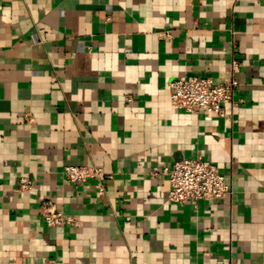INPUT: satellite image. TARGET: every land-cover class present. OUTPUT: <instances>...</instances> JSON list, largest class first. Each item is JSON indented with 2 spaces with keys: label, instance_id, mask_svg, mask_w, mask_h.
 <instances>
[{
  "label": "crops",
  "instance_id": "obj_1",
  "mask_svg": "<svg viewBox=\"0 0 264 264\" xmlns=\"http://www.w3.org/2000/svg\"><path fill=\"white\" fill-rule=\"evenodd\" d=\"M194 76L237 80L225 116L174 106ZM197 155L232 192L170 202ZM0 264H264V0H0Z\"/></svg>",
  "mask_w": 264,
  "mask_h": 264
},
{
  "label": "built area",
  "instance_id": "obj_2",
  "mask_svg": "<svg viewBox=\"0 0 264 264\" xmlns=\"http://www.w3.org/2000/svg\"><path fill=\"white\" fill-rule=\"evenodd\" d=\"M237 63L235 62V65ZM238 82L229 78L222 83H216L211 78L188 77L178 78L170 82V99L178 109L198 113L206 111L225 116V106L235 103V92ZM157 173L168 177L170 191L168 200L176 204L192 202L198 204L201 200H219L232 192L231 185L225 176L211 161L201 155L183 158L171 166L163 167ZM67 180L73 183L86 182L90 179H111L102 168L91 165H69L64 168ZM34 179L24 176L18 179L19 192L30 191ZM99 190L104 188L99 184ZM45 222L50 227L79 226L80 221L59 210L51 201H46L43 207Z\"/></svg>",
  "mask_w": 264,
  "mask_h": 264
}]
</instances>
